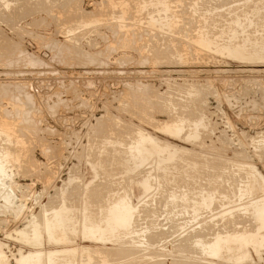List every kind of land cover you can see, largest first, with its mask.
Listing matches in <instances>:
<instances>
[{
	"label": "rangeland",
	"instance_id": "1",
	"mask_svg": "<svg viewBox=\"0 0 264 264\" xmlns=\"http://www.w3.org/2000/svg\"><path fill=\"white\" fill-rule=\"evenodd\" d=\"M263 7L264 0H0V149L14 155L7 162L3 184L15 197L7 205L0 200L4 251L28 250V242L38 238L28 236L25 245L15 238L29 234L31 223L43 235L39 217L46 209L49 215L62 209L72 214L69 225H75L65 246L73 252L72 264H264V192H237L253 180L249 166L264 179V60L223 50V43L229 42V47L240 45L244 55L246 50L261 51ZM236 32L245 34L239 38L233 36ZM245 36L253 41L248 44ZM234 37L239 42L229 41ZM179 119L186 125L183 130ZM190 120H200L203 126L200 123L193 133ZM173 124L182 132L173 133ZM139 133L157 138L170 154L164 150L146 166L134 167L129 145ZM193 163L201 172L195 174ZM148 178L154 192L137 200V188ZM214 188L216 195L195 201L194 209L200 212L192 211L196 191ZM173 194L187 195L188 203L171 204ZM124 206L133 209L134 231L143 229L136 239L133 229L124 235H131L130 240H119L125 230L114 238L105 233V244L92 236L84 238L89 231L85 227H93L89 218L100 224L108 209ZM35 214L41 221L37 219V226ZM204 226L209 232L225 231L217 257L203 256L189 245L192 233L208 234ZM140 233L145 236L138 238ZM111 239L121 243H109ZM225 250L231 261L221 258Z\"/></svg>",
	"mask_w": 264,
	"mask_h": 264
},
{
	"label": "bare ground",
	"instance_id": "2",
	"mask_svg": "<svg viewBox=\"0 0 264 264\" xmlns=\"http://www.w3.org/2000/svg\"><path fill=\"white\" fill-rule=\"evenodd\" d=\"M249 1V0H248ZM240 2V1H239ZM214 4V3H213ZM195 5V4H194ZM234 5V4H233ZM207 6V5H206ZM221 6V5H220ZM219 6V7H220ZM224 7H226V6H224ZM257 8V7H256ZM256 8H253V9H256ZM264 8V7H263ZM263 8H262V10H263ZM222 10H223V8H222ZM230 10V9H229ZM244 10V9H243ZM257 10H259L260 11V9L258 8ZM257 10L254 12V11H252V12H254V13H256L257 12ZM241 11V10H240ZM228 12V11H227ZM234 11H232V13H233ZM251 12V11H250ZM262 12V11H261ZM264 12V11H263ZM262 12V13H263ZM11 13V12H10ZM237 13H239L238 11H237ZM243 13V12H242ZM254 13H252V14H254ZM258 13H260V12H258ZM257 13V14H258ZM230 14H231V12H230ZM229 15V14H228ZM237 15V14H236ZM235 14L234 15H232V16H236ZM239 15V14H238ZM241 15V14H240ZM248 15H250V17H251V14H249L248 13ZM248 15L246 16V17H248ZM220 16V15H219ZM230 16V15H229ZM231 16V17H232ZM217 17V16H216ZM236 17H239V16H236ZM253 17V16H252ZM255 17H257V15L255 16ZM255 17H253L254 19H255ZM259 17V16H258ZM227 18V17H226ZM235 18V17H234ZM249 18V17H248ZM247 18V19H248ZM236 19V18H235ZM234 19V20H235ZM240 19V18H239ZM242 19H244L243 17H242ZM264 19V18H263ZM229 20H231V19H229ZM248 20H250V18L248 19ZM253 20V19H252ZM260 20V19H259ZM212 21V20H211ZM237 21V20H236ZM244 21H246V19L244 20ZM260 21H262V20H260ZM232 22V21H231ZM230 22V23H231ZM233 22H235V21H233ZM240 21L238 20V27H239V23ZM243 22V21H242ZM228 23V22H227ZM245 23V22H244ZM233 24V23H232ZM232 24H229L230 26L232 25ZM235 24V23H234ZM241 24H243V23H241ZM246 24V23H245ZM248 24H249V28L251 27L250 26V23L248 22ZM252 24H254L253 22H252ZM257 25V24H256ZM262 25V24H261ZM264 25V24H263ZM235 26V25H234ZM234 26H233V29H234ZM246 26V25H245ZM245 26H242V27H245ZM248 26V25H247ZM253 26V25H252ZM255 26V25H254ZM235 27H237V26H235ZM241 27V28H242ZM248 28V27H247ZM246 28V29H247ZM203 29H205V28H203ZM215 29V28H214ZM231 29V28H230ZM237 29V28H236ZM240 29V28H239ZM263 30V29H262ZM262 30H260L261 31V33L263 32ZM229 31V30H228ZM236 31V30H235ZM237 31H238V29H237ZM240 31H242V30H240ZM243 33V32H242ZM242 33H240L239 34V36L240 35H242V37L244 36V34H245V32L242 34ZM252 33V32H251ZM259 33V32H258ZM234 34H235V36L238 34V32H236V33H233V36H234ZM230 37H232V34L230 33ZM249 34H247V36H248ZM253 35V34H252ZM262 35V34H261ZM260 35V36H261ZM263 35H264V33H263ZM229 36V35H228ZM238 35H237V37H239ZM250 36V35H249ZM229 37V38H230ZM246 37V36H245ZM259 37V36H258ZM262 37V36H261ZM233 38V37H232ZM235 38V37H234ZM240 38V37H239ZM239 38H235V39H231V40H229L230 42L231 41H235L236 39H239ZM247 38V37H246ZM251 37H249V38H247L246 40H248V39H250ZM254 38V37H253ZM252 38V39H253ZM255 39V38H254ZM257 39L258 38H256V41H257ZM260 39V38H259ZM262 39V38H261ZM264 39V38H263ZM241 40H242V38H241ZM244 40V42H245V39H243ZM239 42V40H236V42ZM249 41L250 40H248V44H249ZM251 41H253V40H251ZM250 41V42H251ZM256 41H254L255 42V44H256ZM261 41H263V40H261ZM204 42V41H203ZM203 42L201 41V43L203 44ZM225 42H227L226 40H225ZM247 42V41H246ZM254 42H252V45H253V43ZM229 43V42H228ZM228 43H226V45L223 43V45L224 46H226L223 50H227V51H231L232 52V54H234L236 57H240V58H243V59H247V60H252V59H256V60H264V42H263V45H261V46H259L260 47V49H261V51L263 52V53H261V51L259 50L258 51V49H257V51H255L256 53L254 54V52L252 53L251 52V50H248L249 51V53L251 52L252 54H254V55H247V50L245 51L246 52V54L244 55V53L243 52H241L238 48L240 47V45H239V47H237L236 46V48H233V47H229L230 46V43L228 44ZM234 42H232V44H233ZM204 44H206L207 45V43H205L204 42ZM229 46H228V45ZM231 44V45H232ZM242 45H243V41H242V43H241ZM246 45H247V43H245ZM244 44V45H245ZM254 44V45H255ZM257 44H259V43H257ZM221 45V44H220ZM241 45V46H242ZM245 45V46H246ZM252 45H250V46H252ZM233 46V45H232ZM245 46H243L244 48H246ZM248 47H249V45H248ZM241 48V47H240ZM250 48V47H249ZM249 48H246V49H249ZM257 48H258V46H257ZM241 50H243V48L241 49ZM253 50H255V46H254V49H252V51ZM244 51V50H243ZM225 53H226V51H225ZM250 53V54H251ZM231 54V55H232ZM255 60V61H256ZM200 116H202V115H200ZM173 117V116H172ZM184 118V117H183ZM193 119V118H192ZM197 119H200V117L199 118H197ZM179 120H181V119H179ZM3 121V120H2ZM176 121V120H175ZM183 120H181V121H179V123L180 122H182ZM186 121V120H185ZM190 121H192V123H193V121L194 120H190ZM190 121H189V124H190ZM201 121H202V119H201ZM200 120H198V121H194V125L192 126V125H190L189 127H191L192 126V129H193V127L195 126V130H194V132L193 133H195V131H197V128H198V130H200L199 129V127L202 125V122H201ZM188 122V121H187ZM175 123V122H174ZM176 123H177V121H176ZM183 124L181 125V128H182V130L183 129H185L186 128V125L184 124V122H182ZM200 123H201V125H200ZM4 124V123H3ZM174 125V129H173V133H175V134H179V130L181 129H179V127L178 126H176L175 124H173ZM183 125H185L184 127L185 128H183L182 126ZM188 126V125H187ZM203 126V125H202ZM14 127V126H13ZM206 127V126H205ZM204 128V127H203ZM5 129V128H4ZM191 129V128H190ZM16 130V129H15ZM4 131V130H3ZM3 131H1L0 130V134H2V133H4ZM181 131V130H180ZM182 132V131H181ZM10 134H12V133H10ZM130 135V134H129ZM196 136H199L200 134L199 133H197L196 132V134H195ZM194 135V136H195ZM195 136V137H196ZM20 137V136H19ZM151 137H153V136H151ZM151 137H149L148 135L146 136V135H144V134H142V133H139L138 134V137L137 138H134V139H136V140H133V142H132V144H130L129 145V150H130V154L129 155H131V158L135 161V164H134V167L135 166H140L141 167V165H143L144 163H148V160H150V158H152V156L153 157H156L155 155H158V154H160L161 155V153H163V151L164 150H166L167 148H163V146H161L162 144H160V141L159 142H157V138H155V139H153V138H151ZM200 137V136H199ZM199 137H197V138H199ZM7 138V137H6ZM9 138V137H8ZM23 139V138H22ZM101 140V139H100ZM131 140V139H130ZM106 141V140H105ZM108 142H110V141H108ZM119 142V141H118ZM122 143V142H121ZM4 144V143H3ZM22 144V143H21ZM8 145H9V143H8ZM164 145V144H163ZM167 145V144H166ZM165 145V146H166ZM20 146V145H19ZM22 146V145H21ZM124 147V146H123ZM167 147H169V146H167ZM115 148V147H114ZM127 148V147H126ZM171 148H173L172 146H171ZM175 148V147H174ZM179 149V148H178ZM175 149H172V151H174ZM167 151V150H166ZM169 151H170V148H169ZM177 151V149L175 150V152ZM180 151V150H179ZM191 151V150H190ZM165 152V151H164ZM178 152V151H177ZM181 152V151H180ZM167 153L168 154H170V152H168L167 151ZM212 153V152H211ZM119 154H121V153H119ZM164 154V153H163ZM162 154V155H163ZM168 154H165L166 155V157L168 156H172V155H168ZM173 154L174 155H176L177 156V154L179 155V153H177V154H175L174 152H173ZM181 154L182 153H180V156H181ZM112 155V154H111ZM165 155H164V158H165V161H166V157H165ZM174 155L172 156V157H174ZM115 156V155H114ZM183 156V155H182ZM11 157H14V155L13 156H11V152H9V151H7V150H3L2 148L0 149V200H1V198H3L4 200H5V204L7 205V204H9L11 201H12V198H13V196H11V194H10V192L8 191V190H6V188H4L5 186H4V184H3V177H5V175H6V171H7V168H6V165H8L7 164V162L11 159ZM128 157V156H127ZM167 157V158H168ZM178 157V156H177ZM107 158V157H106ZM122 158V157H121ZM156 158H159V157H156ZM161 158V157H160ZM176 158V157H175ZM175 158H174V160H175ZM17 159V158H16ZM125 160V159H124ZM161 160V163H162V158L160 159ZM170 162H171V157H170ZM177 160H178V158H177ZM206 160V159H205ZM130 161V160H129ZM165 161H163V162H165ZM167 161H168V159H167ZM187 161V160H186ZM123 162V161H122ZM201 162V161H200ZM204 162V161H203ZM10 163V162H9ZM146 163V164H147ZM156 163V162H155ZM159 163V162H158ZM167 164L169 163V161L168 162H166ZM175 163V162H174ZM189 165V163H187L186 162V166H188ZM192 164V163H191ZM200 164V163H199ZM207 164V163H206ZM212 164V163H211ZM193 165H194V169H195V174L196 173H199V172H201V171H198V168L197 167H199L198 166V164L197 163H193ZM144 166H146L145 164H144ZM158 166L159 165H157V169H159V168H161V167H159L158 168ZM161 166V165H160ZM163 166H165V165H163ZM162 166V167H163ZM190 166H192V165H189V167ZM203 166V165H202ZM209 166V165H208ZM222 166V165H221ZM148 167V166H147ZM150 167V166H149ZM169 168H170V166H168ZM168 167H163V169L164 170H167V168ZM177 167V166H176ZM243 167V166H242ZM241 167V168H242ZM250 168H252L253 169V167H251V166H249ZM145 168V167H144ZM152 168V167H151ZM153 168H154V166H153ZM153 168L151 169V170H153ZM181 168H182V166H181ZM193 168H191L190 170H192ZM212 169V168H211ZM224 169V168H223ZM245 169V168H244ZM252 169L250 170V172H249V174L251 175V178L253 179L252 180V182H247L246 184H244V185H241L240 187H238V193H255V192H264V179H262V178H260L259 176H258V172H252ZM116 170V169H115ZM148 170V169H147ZM150 170V171H151ZM161 171L160 172H162L163 170H162V168L160 169ZM184 170H186V168L184 169ZM188 170H189V168H188ZM189 170V171H190ZM202 170H204V169H202ZM214 170V169H213ZM218 170V169H217ZM254 170V169H253ZM141 171V170H140ZM174 171V170H173ZM182 171H183V168H182ZM193 171V170H192ZM191 171V172H192ZM206 171H208V170H206ZM223 170L221 169V172H222ZM255 171V170H254ZM148 172H149V170H148ZM147 172V174H149ZM153 172V171H152ZM151 172V173H152ZM158 172V171H157ZM163 172H165V171H163ZM167 172V171H166ZM204 172V171H203ZM210 172V171H209ZM214 172V171H213ZM213 172H211V173H213ZM215 172H217L216 170H215ZM220 172V173H221ZM150 173V174H151ZM155 173V172H154ZM170 173V172H169ZM175 173V172H174ZM186 173H190V172H187L186 171ZM193 173V172H192ZM219 173V172H218ZM220 173H219V175H220ZM224 173V172H223ZM222 173V174H223ZM146 174V173H145ZM149 174V176H152V174L150 175ZM161 174V173H160ZM165 174V173H164ZM176 174V173H175ZM179 174V173H178ZM185 174V173H184ZM194 174V173H193ZM192 174V175H193ZM206 174V173H205ZM209 174V173H208ZM239 174V173H238ZM249 174H248V176H249ZM121 175V174H120ZM169 175V174H168ZM167 175V176H168ZM215 175H217V173L215 174L214 173V176ZM246 175V174H245ZM148 175L147 176H144V177H149ZM166 176V177H167ZM185 176H186V174H185ZM188 176V178L190 177L189 175H187ZM186 176V177H187ZM198 176V175H197ZM211 176H212V174H211ZM218 176V175H217ZM221 176V175H220ZM233 176V175H232ZM7 177V176H6ZM5 177V178H6ZM163 177H165V176H163ZM173 177V176H172ZM181 177V176H180ZM192 177V176H191ZM193 177L195 178V176L193 175ZM204 177V176H203ZM206 177V176H205ZM250 177V176H249ZM248 177V178H249ZM9 178V177H8ZM116 178V177H115ZM151 178V177H150ZM150 178H148L149 180H151ZM152 178H154L153 176H152ZM157 178V177H156ZM162 178V177H161ZM184 178V177H183ZM194 178H192V180L194 179ZM197 178V177H196ZM200 178H201V176H200ZM212 178H214V177H212ZM247 178V177H246ZM114 179V178H113ZM148 179H143L144 180V182H143V184H142V188H137L139 191L141 190V192L137 195V197H135L137 200H139V199H141L142 197H144L145 195H146V193H148V192H154L153 190H152V187H151V184H152V180H151V183H149V180ZM155 179V178H154ZM170 179V178H169ZM207 179V178H206ZM211 179V178H210ZM215 180H219L220 178L218 177H215L214 178ZM241 179V178H240ZM164 180H166V179H164ZM173 180V179H172ZM185 180V179H184ZM190 180V179H189ZM197 180H198V178H197ZM213 180V179H212ZM211 180V181H212ZM218 180L216 181V182H218ZM248 180V179H247ZM108 181V180H107ZM159 181V180H158ZM168 181V180H167ZM170 181H171V179H170ZM188 181V180H187ZM194 181H196V180H194ZM208 181H210V180H208ZM223 181V180H222ZM227 181V180H226ZM243 181V180H242ZM249 181H251V180H249ZM175 182V181H174ZM184 182V181H183ZM191 182V181H190ZM198 182H199V180H198ZM219 182H220V180H219ZM218 182V183H219ZM112 183V182H111ZM154 183V182H153ZM157 183V182H156ZM159 183V182H158ZM172 183V182H171ZM184 183H186L187 184V182H184ZM196 183H197V181H196ZM211 183H213V181L211 182ZM245 183V182H244ZM147 184V185H146ZM161 184V183H160ZM175 184V183H174ZM186 184H185V186H186ZM214 184H217V183H215L214 182ZM158 185V184H157ZM197 185V184H196ZM159 186V185H158ZM224 186V185H223ZM85 187V186H84ZM125 187V186H124ZM137 187H139V186H137ZM183 187V186H182ZM188 187V186H187ZM156 189H157V187H156ZM159 189V188H158ZM181 189V188H180ZM198 189V188H197ZM200 189V188H199ZM205 189V188H204ZM162 190V189H161ZM186 190V189H185ZM190 190V189H189ZM208 189H206V190H201V192L199 193L198 191H196L197 192V198L195 199L194 197H191L190 198V200L192 199V198H194L195 200H193V204H192V201H190L191 202V205H189V206H191V208H192V211H194L195 213H197L198 214V212H200V210L199 211H196L197 209L195 208L194 209V205H195V201H198V197H200V196H205V195H207V196H209L210 194L211 195H216V193H218L217 192V190L214 188V190L213 189H211V190H208ZM104 191H105V189H104ZM174 191H175V189H174ZM184 191V190H183ZM9 192V193H8ZM166 192V191H165ZM173 192V191H172ZM177 192V191H176ZM181 192V191H180ZM185 192V191H184ZM187 192V191H186ZM192 192V191H191ZM195 192V191H194ZM193 192V193H194ZM78 193V192H77ZM95 193V192H94ZM107 193H108V191H107ZM182 193V192H181ZM13 194V193H12ZM171 194V193H170ZM175 194V193H174ZM172 195L171 196V198H172V201H170L171 202V204L175 201H180L181 202V200H182V202H185V203H188V199H187V195H184V196H182V198H179V196H176V195ZM178 194V193H177ZM185 194H187V193H185ZM14 195V194H13ZM157 195V194H156ZM181 195V194H180ZM241 195V194H240ZM153 196V195H152ZM264 196V195H263ZM262 195L260 196V197H263ZM181 197V196H180ZM195 197H196V193H195ZM15 198V197H14ZM13 198V199H14ZM147 198V197H146ZM169 199H171L170 197H168ZM189 198V197H188ZM220 198V197H219ZM142 199H144V198H142ZM153 199V198H152ZM156 199V198H155ZM154 199V200H155ZM257 199V198H256ZM3 200V201H4ZM145 200H147V199H145ZM167 200V199H166ZM165 200V201H166ZM200 200V199H199ZM251 200H253V199H251ZM127 201V200H126ZM150 201V200H149ZM249 201V200H248ZM6 202H8V203H6ZM122 202V201H121ZM146 202V201H145ZM168 201H166V203H167ZM175 202H174V204H175ZM181 202V203H182ZM110 203V202H109ZM150 203H152L151 201H150ZM257 203V202H256ZM260 203V202H259ZM149 204V203H148ZM153 204L154 203H152V206H153ZM167 204H169V205H171L170 203H167ZM248 204V203H247ZM145 205V204H144ZM150 205V204H149ZM166 205V204H165ZM177 205V204H176ZM185 205V204H184ZM183 205V206H184ZM116 206H117V204H116ZM121 206V205H120ZM147 206V205H146ZM178 206V205H177ZM186 206H188V204L186 205ZM147 207H149V206H147ZM165 207V206H164ZM152 208V207H151ZM187 208V207H186ZM190 208V207H189ZM190 208V209H191ZM249 208V207H248ZM142 209V208H141ZM157 209V208H156ZM165 209H166V207H165ZM264 209V208H263ZM133 210V209H132ZM132 210L131 209H129V207L128 206H124V207H122L121 209H118V210H113V211H111L110 209H108L107 211H108V213H106L105 212V214L106 215H109V216H107V218L105 217L106 215H104L103 217H101V219L99 220L100 221V224L98 223V224H94V219L93 218H87V216H86V218L88 219V223H90V224H92V222H93V227L91 226V225H89V226H87V227H85V229H87V230H89L88 232H87V234L88 235H86V233H85V235L86 236H84V238H86V239H88V238H90V236H92V238H94V239H96L95 241H99V242H101V243H103V244H105V242L107 241L106 240V237L104 236V234L106 233L108 236H109V234H112V236L111 237H113L114 235L113 234H117L120 230H125L124 232H125V234H122L123 236L124 235H128L127 234V232H129V234H131V230L135 227V225H134V214L132 215L131 214V212H132ZM42 211V210H41ZM46 211H47V209H46ZM43 212V214H42V216L41 217H39V218H41V220H42V222H43V225L41 224V226H43V231H44V229H45V231H44V234L42 235L43 237H42V239H41V235H40V232H38V227H33V223H31V229L32 230H30V228L29 229H27V230H30V233L29 234H26V233H28V232H23L24 234V236L22 237L21 236V234L19 235L22 239H17V237L15 238L17 241L19 240L22 244H26L27 243V240H29V238H28V236H30V237H32V239L34 240V239H36V238H38L37 240L38 241H35V242H31L30 240V242H31V244H29L30 242H28V244H27V246H28V250H18L17 252H18V254H15L13 251H11V250H9L8 251V253L7 252H5L4 251V249H3V245L0 243V264H72V260H71V255H72V250L71 249H69V247H65L66 246V244H67V242L69 243V240L70 239H72L71 237H70V235H72V234H68V232L69 233H72L73 232V227L75 226V225H73V227L71 226V225H69L70 223H72L71 221H73L72 219V217H70V215H72V214H70V212H64V211H62V209L60 210L59 209V211H56V208H55V211L56 212H54V211H52V213L54 212V214H51V215H49L50 213L47 211V212ZM49 211H51L50 209H49ZM65 211H66V209H65ZM151 211H154V209L152 208L151 209ZM150 211V212H151ZM173 211H174V209H173ZM184 211H185V209H184ZM228 211V210H227ZM241 211H242V209H241ZM86 212V211H85ZM88 212V211H87ZM86 212V213H87ZM104 212V211H103ZM102 212V213H103ZM180 212V211H179ZM182 212V211H181ZM188 212V211H187ZM224 212V211H223ZM243 212V211H242ZM49 213V214H48ZM89 213V212H88ZM149 213V212H148ZM152 213V212H151ZM150 213V214H151ZM172 213H176V211L175 212H171V215H172ZM38 214V213H37ZM40 214V213H39ZM40 214V215H41ZM84 214V213H83ZM100 214V213H99ZM104 214V213H103ZM141 214V213H140ZM154 214V213H153ZM178 214V213H177ZM180 214H182V213H180ZM185 214H186V212H185ZM191 214V213H190ZM219 214V213H218ZM34 215V214H33ZM32 215V216H33ZM155 215H156V213H155ZM196 215V214H195ZM31 216V217H32ZM180 216V215H179ZM192 216H194V215H192ZM197 216V215H196ZM35 217H36V214H35ZM34 217V218H35ZM78 217V216H77ZM82 217V216H81ZM150 217H153V215H150ZM155 217V216H154ZM159 217V216H158ZM39 218L38 217H36V220H34L35 221V224H36V226L37 225H40L39 223H38V221H37V219L39 220ZM135 218H137V217H135ZM181 218V217H180ZM195 218V217H194ZM32 219V221H33V218H31ZM77 219V218H76ZM76 219H75V221H76ZM163 219V218H162ZM165 219V218H164ZM163 219V220H164ZM179 219V218H178ZM195 219H197V217L195 218ZM194 219V220H195ZM153 220V219H152ZM156 220V219H155ZM193 220V222H195ZM215 220H217V218H212L210 221H215ZM222 220V219H221ZM229 220V219H228ZM33 221V222H34ZM40 221V220H39ZM79 221V220H78ZM181 221V220H180ZM209 221V220H208ZM209 221V222H210ZM80 222H81V219H80ZM83 222V221H82ZM96 222V221H95ZM154 222V221H153ZM158 222V221H157ZM177 222V221H176ZM208 222V223H209ZM217 222H218V220H217ZM222 222V221H221ZM40 223H41V221H40ZM101 223H104L103 225H101ZM201 223V222H200ZM208 223H206V222H204L203 224H208ZM215 224H217L216 223V221L214 222ZM214 223H212V224H214ZM29 224V223H28ZM34 224V225H35ZM81 224V223H80ZM154 224H157L156 222L154 223ZM168 224V223H167ZM186 224V223H185ZM203 224H202V226H203ZM211 224V225H212ZM220 224V223H219ZM218 224V225H219ZM224 224V223H223ZM222 224V225H223ZM259 224V223H258ZM173 225V224H172ZM218 225H214V226H218ZM221 225V224H220ZM219 225V226H220ZM221 225V226H222ZM227 225V224H226ZM226 225H224V226H226ZM241 225V224H240ZM28 226V225H27ZM41 226H39V229H40V227ZM71 226V227H70ZM152 226V225H151ZM154 226V225H153ZM152 226V227H153ZM167 226V225H166ZM220 226V227H221ZM232 226V225H231ZM78 227V226H77ZM137 227V226H136ZM149 227V226H148ZM152 227H149V228H151L152 229ZM155 227L157 228L158 226L157 225H155ZM160 227V226H159ZM159 227H158V229H159ZM205 227V226H204ZM207 227V226H206ZM205 227V229L202 227V229H204V231H206L207 230V228ZM209 227H211V226H209ZM213 227V226H212ZM211 227V228H212ZM220 227H216V228H220ZM144 228H146V227H144ZM154 228V227H153ZM155 228V229H156ZM161 228V227H160ZM183 228H185V227H182L181 228V230L183 229ZM200 228V227H199ZM210 228V229H211ZM221 228H223V227H221ZM225 228V227H224ZM231 228V227H230ZM174 229V228H173ZM189 229V228H188ZM195 229V228H194ZM201 229V230H202ZM213 229H214V227H213ZM86 230V231H87ZM96 230V231H95ZM135 229H133L132 230V233H133V231H134ZM138 229H136V231H137ZM140 231L141 230H143V229H141V227H140V229H139ZM138 230V231H139ZM146 230H148V228L146 229ZM154 230V229H153ZM162 230H164V229H162ZM172 230V229H171ZM170 230V231H171ZM215 230V229H214ZM214 230H211L210 232H212V231H214ZM219 230V229H218ZM221 230V229H220ZM223 230V229H222ZM127 231V232H126ZM139 231V232H140ZM184 231V230H183ZM253 231V230H252ZM33 232V233H32ZM123 232V231H122ZM121 232V233H122ZM135 232V231H134ZM139 232H135V239H136V233H139ZM144 232V231H143ZM147 231H145V233H146ZM165 231H163V233H164ZM190 232V231H189ZM202 232V231H201ZM207 232H208V234L207 235H204V236H202L204 233L202 232V233H200V234H196V233H192L191 235L193 236L192 238H190L191 239V243L189 244L190 246L192 245H194L193 246V248L196 246L197 247V249H199L200 250V252H202L201 253V255H203V256H206V257H208V258H210V257H217V247H220L221 245V242H219L220 240V238H221V236H223V235H225V231H223V232H221V231H214V232H212V233H214L213 235L211 234L210 235V232L207 230ZM236 232V231H235ZM254 232V231H253ZM95 233H97V234H95ZM109 233V234H108ZM154 233V232H153ZM157 233V232H156ZM230 233H231V231H230ZM233 233V232H232ZM115 234V235H116ZM120 234V233H119ZM141 234V236H139L138 238H140V237H142L143 235H144V233H143V235H142V233H140ZM140 234H138V235H140ZM148 234V233H147ZM150 234H151V232H150ZM173 234V233H172ZM193 234H195V236L193 235ZM202 234V235H201ZM206 234V233H205ZM121 235V234H120ZM161 236H162V232H161V234H160ZM191 235H189L188 237H190ZM238 235V234H237ZM119 236L118 235V238H125V239H127L126 238V236ZM133 236V235H132ZM145 236V235H144ZM153 236H155L154 234H153ZM157 236V235H156ZM170 236H172V235H170ZM183 236V235H182ZM9 237H11V236H8V238ZM70 237V238H69ZM111 237H109V238H111ZM127 237H131V235L130 236H127ZM134 237V236H133ZM133 237L131 238V239H133ZM150 237V236H149ZM151 237H152V235H151ZM158 237V236H157ZM165 237H166V235H165ZM167 237H168V235H167ZM166 237V238H167ZM188 237H186L187 239H189ZM114 238V237H113ZM121 238L119 239V240H121ZM128 238V239H129ZM155 238V237H154ZM154 238H153V240H154ZM258 238V237H257ZM127 239V240H128ZM135 239H133V240H135ZM222 239H224V238H222ZM234 239V238H233ZM109 240V239H108ZM118 239H116V241H117ZM117 241V243L118 242H120L121 243V241ZM130 240V239H129ZM144 240H145V238H144ZM157 240V239H156ZM160 240V239H159ZM158 240V241H159ZM184 240V239H183ZM74 241V240H73ZM114 241V240H113ZM112 241V239L109 241V243L110 242H113ZM116 241H114L115 243H116ZM123 242H124V239L122 240ZM136 241V240H135ZM187 241H189V240H187ZM129 242V241H128ZM131 242H133L134 243V241H131ZM153 242V241H152ZM162 242V241H161ZM181 242V241H180ZM73 243V242H72ZM114 243V244H115ZM127 243V242H126ZM137 242H135L134 244H136ZM143 242H141V245H143L144 246V244H142ZM182 243V242H181ZM184 243V242H183ZM188 243V242H187ZM70 244V243H69ZM102 244V245H103ZM111 244H113V243H111ZM113 244V245H114ZM139 244V243H138ZM116 245V244H115ZM118 245V244H117ZM126 245V244H125ZM141 245L139 244V246L141 247ZM146 245V244H145ZM147 245H149L148 243H147ZM182 245V244H181ZM185 245V244H184ZM188 245V244H187ZM224 245V244H223ZM262 245V244H261ZM73 246V245H72ZM72 246H70V247H72ZM104 246V245H103ZM247 246V245H246ZM124 247V246H123ZM178 247V246H177ZM185 247H186V245H185ZM195 247V248H196ZM130 248H131V246H130ZM142 248V247H141ZM231 248V247H230ZM250 248V247H249ZM78 249H80V248H78ZM82 249V248H81ZM121 249V248H120ZM136 249V248H135ZM134 249V250H135ZM178 249V248H177ZM176 249V250H177ZM182 249V248H181ZM180 249V250H181ZM235 249H237V247H234V250ZM84 250V253H86V255L87 256H89L90 254L88 253V250L87 249H83ZM146 250V249H145ZM165 250V249H164ZM195 250V249H194ZM75 251V250H74ZM78 251V250H77ZM127 251V250H126ZM143 251V250H142ZM262 251V250H261ZM90 253H91V251H89ZM199 252V251H198ZM81 252H79V254H80ZM89 255H88V254ZM132 253V252H131ZM180 253H181V251H180ZM183 253H185V252H183ZM193 252L191 251V254H192ZM223 253V254H222ZM221 253V258L222 259H224V261H231L232 259V256H230L229 254L230 253H228L226 250L225 251H223ZM9 254H10V256H9ZM112 254V253H111ZM144 254V253H143ZM189 254V253H188ZM195 254V253H194ZM145 255V254H144ZM148 255V254H147ZM151 255V254H150ZM184 255V254H183ZM185 255H187V254H185ZM77 256V255H76ZM75 256V257H76ZM79 256H81V255H78L77 257H79ZM154 256V255H153ZM162 256V255H161ZM191 256V255H190ZM198 256V255H197ZM83 257L85 258V256H84V254H83ZM146 257H148V256H146ZM164 257H165V255H164ZM10 258H11V260H10ZM133 258V257H132ZM149 258V257H148ZM163 258V257H162ZM186 258V257H185ZM234 258V257H233ZM249 258V257H248ZM75 259V258H74ZM150 259V258H149ZM226 259H229V260H226ZM76 260H77V258H76ZM80 260V259H79ZM82 260V259H81ZM83 260H85V259H83ZM135 260V259H134ZM193 260V259H192ZM195 261V260H194ZM78 262H80V261H78ZM77 262V263H78ZM190 262H192V261H190ZM189 262V263H190ZM73 263H75V262H73ZM82 263V262H81ZM83 263H84V261H83ZM139 263V262H138ZM183 263V262H182ZM186 263H188V262H186ZM192 263H195V262H192ZM200 263V262H199ZM146 264V263H145ZM181 264V263H180ZM184 264V263H183ZM191 264V263H190Z\"/></svg>",
	"mask_w": 264,
	"mask_h": 264
}]
</instances>
